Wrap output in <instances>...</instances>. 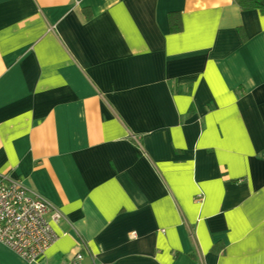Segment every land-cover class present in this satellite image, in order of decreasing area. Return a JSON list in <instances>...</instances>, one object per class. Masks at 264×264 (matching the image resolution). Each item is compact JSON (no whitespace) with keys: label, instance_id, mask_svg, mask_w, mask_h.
I'll list each match as a JSON object with an SVG mask.
<instances>
[{"label":"crops","instance_id":"1","mask_svg":"<svg viewBox=\"0 0 264 264\" xmlns=\"http://www.w3.org/2000/svg\"><path fill=\"white\" fill-rule=\"evenodd\" d=\"M0 173L62 215L0 264H264V13L0 0Z\"/></svg>","mask_w":264,"mask_h":264},{"label":"built area","instance_id":"2","mask_svg":"<svg viewBox=\"0 0 264 264\" xmlns=\"http://www.w3.org/2000/svg\"><path fill=\"white\" fill-rule=\"evenodd\" d=\"M50 219L59 220L61 213L21 181L0 173V243L28 262L40 261L45 250L58 235ZM77 253L76 258L81 259Z\"/></svg>","mask_w":264,"mask_h":264},{"label":"trees","instance_id":"3","mask_svg":"<svg viewBox=\"0 0 264 264\" xmlns=\"http://www.w3.org/2000/svg\"><path fill=\"white\" fill-rule=\"evenodd\" d=\"M236 2L243 10L257 9L264 13V0H236ZM173 22L174 24L171 25V28L173 30L178 29L180 26L179 20Z\"/></svg>","mask_w":264,"mask_h":264}]
</instances>
